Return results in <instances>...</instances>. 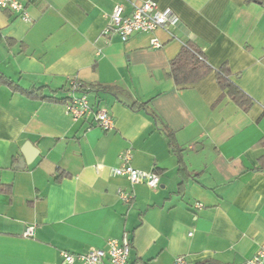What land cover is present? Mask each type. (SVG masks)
Returning <instances> with one entry per match:
<instances>
[{"label": "crops", "instance_id": "0c3cea01", "mask_svg": "<svg viewBox=\"0 0 264 264\" xmlns=\"http://www.w3.org/2000/svg\"><path fill=\"white\" fill-rule=\"evenodd\" d=\"M143 1L21 0L29 21L0 12V77L13 83L0 86V264H65L62 252L123 234L127 264H241L264 246V0H150L176 25L125 42L101 36L115 6L129 16ZM187 44L211 71L178 88L167 72ZM219 69L247 110L223 94ZM70 80L111 114L112 130L53 101L67 102ZM126 151L133 168L157 173V188L111 175Z\"/></svg>", "mask_w": 264, "mask_h": 264}, {"label": "built area", "instance_id": "2783aa9c", "mask_svg": "<svg viewBox=\"0 0 264 264\" xmlns=\"http://www.w3.org/2000/svg\"><path fill=\"white\" fill-rule=\"evenodd\" d=\"M9 11L20 15L23 21H29V15L21 0H0V12ZM178 22V17L171 9H160L154 1H143L139 5L133 6V11L129 16L123 15V8L120 5L114 7L108 17L107 24L101 32V36H117L122 42L135 32L152 35L157 30H166L173 27ZM151 47L161 46L157 38L150 39ZM82 86L75 80L68 82V91L70 97L65 104L67 114L70 119L76 121L84 119L89 121V126H96L104 131L114 128V121L111 114L104 108L93 109L81 92ZM121 163L118 167L111 169L113 177H125L131 184L144 183L149 188L154 189L159 185V176L154 172H144L133 168L130 165L131 155L129 151L120 156ZM121 200L129 203L132 200L131 195L119 191ZM200 208L201 205L197 204ZM33 227L28 226L25 230V236L32 234ZM131 242L126 234L120 239H109L104 248L93 249L84 254H69L62 252L60 255L65 264H127L130 252ZM173 264H185L183 256L177 257ZM241 264H264V246H259L251 258Z\"/></svg>", "mask_w": 264, "mask_h": 264}, {"label": "trees", "instance_id": "16d2710c", "mask_svg": "<svg viewBox=\"0 0 264 264\" xmlns=\"http://www.w3.org/2000/svg\"><path fill=\"white\" fill-rule=\"evenodd\" d=\"M211 71V67L207 64L205 57L202 52L198 50L196 47L192 45H184L179 51L178 55L170 61L169 69L167 72V77H169L174 85L178 88H184L191 86L192 84L198 82L203 76L208 74ZM216 81L222 90L223 94H225L234 104H236L240 109L247 110L251 104L249 98L241 92V90L231 82L229 78V71L227 69H219L216 70L215 73ZM13 85L11 81L6 78L0 77V86L1 85ZM82 86V85H81ZM17 88V86L15 85ZM90 89V88H89ZM93 91H102L111 93L113 88L109 87H93L91 88ZM24 94L36 95L40 97V99L50 100L51 97L42 96L39 94V89H31V90H22ZM81 91L85 93V88ZM66 99L56 100L54 102H63L66 104ZM147 103L140 106L141 109L146 111ZM152 115V113H150ZM153 116V115H152ZM169 137V148L172 153H177V148L174 145V140L172 135H168ZM157 174V173H156Z\"/></svg>", "mask_w": 264, "mask_h": 264}, {"label": "water", "instance_id": "95a60500", "mask_svg": "<svg viewBox=\"0 0 264 264\" xmlns=\"http://www.w3.org/2000/svg\"><path fill=\"white\" fill-rule=\"evenodd\" d=\"M26 151L27 152H23L24 158L18 160V163L15 166L16 169H23L24 166H25V163H27L29 161V159L27 158V155L31 154V151L29 149V146H26Z\"/></svg>", "mask_w": 264, "mask_h": 264}]
</instances>
